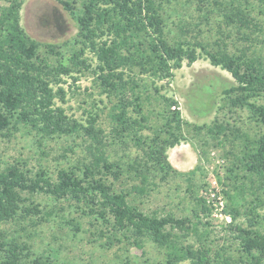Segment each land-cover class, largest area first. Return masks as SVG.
<instances>
[{"label":"trees","instance_id":"obj_1","mask_svg":"<svg viewBox=\"0 0 264 264\" xmlns=\"http://www.w3.org/2000/svg\"><path fill=\"white\" fill-rule=\"evenodd\" d=\"M3 1L6 4L0 5V134L18 129L17 124L28 133L33 131L39 140L81 134L85 153L77 166L60 168L55 175L42 167L33 171L22 161L1 167L0 221L29 218L32 222L31 215L47 220L54 208L43 212L39 203L33 204L31 200L35 194H43L55 202L75 204L82 215L101 219L108 226L109 236L105 238L109 244L112 238L142 249V240L147 238L165 248L164 264H180L185 260L189 264H264V213L258 211L264 209V132L250 136L240 132L236 122L221 121L218 115L211 126L193 125V131L207 129L213 146L225 147L229 143L232 149L225 151L231 157L225 166V177L242 181L231 185L233 192L225 191L229 200L226 209L232 221L225 224L222 221L221 227L238 242L243 258L228 257L222 245L212 255L206 239L196 246L183 243L189 235L200 240L211 232V223L205 218L211 209L202 199L196 202L203 216L198 209L194 210V220L172 213L145 212L128 200L131 192L142 196L149 184L156 185L153 178L163 181L175 171L166 151L187 140L184 132L188 122L181 117L178 102L160 94L155 82L172 79L174 70L184 62L191 65L205 56L233 78L231 83H222L220 103L213 94L216 87L212 83L194 87L197 96L205 93L208 98L194 110L207 113L214 109L218 113L217 110L226 108L230 114L246 110L249 119L264 125V103L258 101L264 98V58L252 48L258 41L253 30L260 29V25L247 7L240 8L233 0L225 3L194 0L197 9L206 12L193 24L181 21L174 24L179 32L177 37L168 28L165 16L164 5H170V0H56L77 24L76 35L67 46L42 43L29 36L20 22L24 0ZM211 2L220 6L223 20L236 28L240 38L248 41L247 45L230 51L225 42L229 35L223 32L212 43L203 41L199 23L208 19ZM85 51L93 57L85 55ZM134 68H138L137 75H131ZM86 72L95 76L101 93L109 98L107 115L112 124L109 135L99 126L98 113L92 109L84 110L87 117L83 123L57 104L58 100L65 102V87ZM142 74L149 75L154 93L143 85ZM146 106L161 120L151 136L142 131L150 128L149 117L143 114ZM129 110L136 116L130 115ZM127 137L141 154L125 161L110 159L111 144L124 142ZM235 139L240 143L235 145ZM240 169L243 176L238 174ZM122 176L133 180L130 192L115 187V181ZM27 200H31L29 205L25 204ZM244 205L246 222L235 223ZM74 227L79 228L76 224ZM0 264L55 262L49 256H34L26 241L6 238L0 231Z\"/></svg>","mask_w":264,"mask_h":264},{"label":"rangeland","instance_id":"obj_2","mask_svg":"<svg viewBox=\"0 0 264 264\" xmlns=\"http://www.w3.org/2000/svg\"><path fill=\"white\" fill-rule=\"evenodd\" d=\"M216 1L225 3L228 0ZM233 1L240 8L247 7V12L253 15L260 25V29H252L258 38V41L252 44V48L264 58V0ZM3 4L6 3L0 0V5ZM196 4L194 0H176V3L170 0V5H164L168 28L177 37H179V32L174 24L178 21L193 24L198 22L199 16L205 14L206 11L200 12ZM207 10L210 11L207 15L208 19L199 23L203 41L212 43L215 36L223 32L229 35L225 42L232 52L248 44V41L240 38V34L235 27L231 26L232 24L223 20L220 6L217 3L211 2ZM20 17V22L28 35L42 43L69 46L77 32L75 20L56 0H24L20 9ZM195 28H198L197 25ZM261 39L263 42L260 41ZM85 55L93 57L88 51H85ZM137 72L138 68H134L131 75H137ZM141 76L143 85L149 87L151 93H154L149 75L142 74ZM94 79L95 76L92 73L86 72L80 75L74 83H69L70 87H65V102L58 100L57 104L65 107L68 115L83 123L87 117L84 110L92 109V112L98 113L99 126L109 135L112 126L107 115L109 98L106 93H101ZM232 80L233 78L227 71L212 65L205 56H201L191 65L184 62L181 68L174 70L172 79L168 81L156 80L155 85L160 89V94L172 97L178 102L181 117L188 122L184 132L187 140L180 141L179 144L166 151L168 162L175 171H171L163 181L159 180V177L153 178L156 185L149 184V188L142 196L131 192L128 200L137 204L145 212L156 211L161 215L172 213L177 217L188 216L193 219V211L197 209L199 215L203 216L199 210L200 204L196 202V199H202L204 204L211 209L205 217L211 223L209 227L211 232L209 236L201 238L202 240H198L196 235H189L183 239V243H194L196 246L197 243L204 242L206 239L205 243L211 247L212 255L213 251L222 245L226 247L224 253L237 260L243 258L238 242L232 238L228 230H223L221 227L222 221L224 224L232 221V216L226 209L229 200L225 191L233 192L231 185L235 181L238 183L242 181L239 178L233 181V178L225 177V166L229 163L228 158H231L225 155V151L232 149L229 143H226L225 147L213 146V141L204 127L200 128V131H193V125L211 126L218 115L221 121H229L230 124L236 122L240 132L250 136L264 132V125L255 124L248 118L246 110H236L233 114H230L226 108L217 110L218 113H215L214 109L207 113L194 110L202 105L201 101L208 100L205 93L197 96L198 93L194 87L212 83L216 87L212 93L220 103L219 92L222 83H231ZM258 101L264 103V98H259ZM149 111L147 106L143 109V114L149 117L147 124L150 128L142 131L143 134L151 136L152 130L161 125V120L155 111ZM128 112L136 116L134 112L130 110ZM16 126L18 129H10L6 135L0 134V168L15 161H22L26 162L27 167L33 171L42 167L48 173L55 175L60 168H74L84 156L85 141L81 134L45 137L39 140L38 135H35L33 131L28 133L27 129L20 127L19 124ZM111 137L112 135L108 137L109 142ZM203 141H205L204 144ZM239 143L240 141L235 139L234 144ZM110 148L109 155L112 160L125 161L136 154H141L129 137L125 138L124 142H113ZM202 151H205V154ZM238 174L243 176V171L238 170ZM132 183H134L133 180L122 176L115 181V187L118 190L123 189L130 192ZM31 200L33 204L39 203V209L42 208L43 212L52 207L54 212L47 220H40L36 215H31L32 222L35 223H32L29 218L19 222L0 221V231L4 232L6 238L15 237L19 241H26L34 256H49L54 259L55 264L165 263L166 249L156 246L147 238L142 240V249L130 246L125 240L115 242L110 238L113 242L107 243L105 237L109 236L108 226L101 219L96 220L93 215H82L73 203L55 202L43 194H35ZM31 200H27L25 204L29 205ZM245 205L240 207L241 214L236 218L235 223L246 222ZM258 211L264 213V209L259 208ZM225 217L229 219L226 220ZM74 224L79 228L75 229ZM180 264H189V262L185 260Z\"/></svg>","mask_w":264,"mask_h":264},{"label":"built area","instance_id":"obj_3","mask_svg":"<svg viewBox=\"0 0 264 264\" xmlns=\"http://www.w3.org/2000/svg\"><path fill=\"white\" fill-rule=\"evenodd\" d=\"M221 208V207H220ZM226 218V220H228L229 218L228 217H225Z\"/></svg>","mask_w":264,"mask_h":264}]
</instances>
